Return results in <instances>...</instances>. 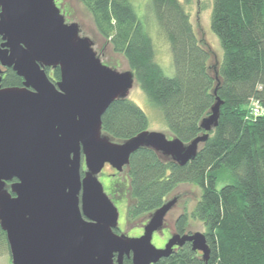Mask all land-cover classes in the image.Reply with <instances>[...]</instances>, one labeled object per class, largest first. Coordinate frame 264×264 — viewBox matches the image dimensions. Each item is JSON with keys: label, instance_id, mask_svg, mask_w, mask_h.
Here are the masks:
<instances>
[{"label": "water", "instance_id": "95a60500", "mask_svg": "<svg viewBox=\"0 0 264 264\" xmlns=\"http://www.w3.org/2000/svg\"><path fill=\"white\" fill-rule=\"evenodd\" d=\"M0 36V225L12 263L125 264L127 256L154 264L187 241L208 260L201 231L175 229L162 248L152 242L180 194L168 198L170 192L148 213L143 234L132 237L116 231L120 212L98 175L106 163L127 169L141 147L185 165L218 125L224 101L216 97L200 122L205 132L187 143L147 129L118 141L103 131L102 116L137 82L127 59L124 71L104 64L56 0H0ZM4 67L23 77V86L2 87ZM45 67H59L61 78L54 82Z\"/></svg>", "mask_w": 264, "mask_h": 264}, {"label": "trees", "instance_id": "16d2710c", "mask_svg": "<svg viewBox=\"0 0 264 264\" xmlns=\"http://www.w3.org/2000/svg\"><path fill=\"white\" fill-rule=\"evenodd\" d=\"M80 1L105 44L125 56L173 136L187 143L205 132L201 119L211 112L217 96L224 101L218 125L185 165L162 158L150 147L130 157V222L160 207L180 183H194L202 190L191 216L204 224L209 259L187 242L154 264H264V113L249 115L252 98L264 108V0H213L211 29L223 50L218 65L211 63V51L180 0H149L171 45L173 76L157 62L152 37L133 0ZM45 69L54 82L61 78L59 67ZM23 81L12 67H4L2 87L23 86ZM102 121L103 131L118 141L149 124L145 110L130 97L115 99ZM219 180L226 181L220 188ZM189 218L187 211L176 218L177 232H186ZM5 241L0 225V243ZM125 264L132 259L126 256Z\"/></svg>", "mask_w": 264, "mask_h": 264}, {"label": "rangeland", "instance_id": "374dc122", "mask_svg": "<svg viewBox=\"0 0 264 264\" xmlns=\"http://www.w3.org/2000/svg\"><path fill=\"white\" fill-rule=\"evenodd\" d=\"M180 1L191 15V21L195 27L198 37L208 43L213 50L214 55L211 58V63L214 61L220 62L223 50L218 37L211 29L213 0ZM56 3L61 8L66 22H77L80 25L81 34L89 36L93 40L94 49L101 57L104 64L115 67L118 71L128 69L125 56L114 52L110 45L105 44L104 38L97 32L92 14L80 0H56ZM133 4L135 5V9L141 18L145 29L152 37L157 62L162 66L166 75L173 76L175 74V65L171 45L161 29L154 13L149 7V0H133ZM129 97L140 105L147 113L149 120L147 130L163 131L171 137V133L163 118L161 110L152 103L137 82H135L133 88L130 90ZM115 172V169L107 163L102 172L99 173L98 177L102 183H110V185L112 184L110 181L119 178L121 183L125 185L126 194L119 200V202L115 203L113 201L120 212L118 222L119 232L132 237L140 236V233L143 231V226L149 220L150 215L144 214L131 222L128 221L129 218L127 211L130 203L132 202V197L129 194V178L127 175V169H124L118 174H114ZM225 182L226 181L224 180H219L217 186L220 188L225 184ZM176 194L181 195L178 203L167 213L165 217V225L161 229L157 230L153 235L152 242L158 248L164 247L171 235L175 233V219L184 211H187L190 216L187 231H205L203 222L191 216V213L202 194L201 188L190 182L180 183L171 191L168 198H172ZM0 264H13L7 241L0 243Z\"/></svg>", "mask_w": 264, "mask_h": 264}, {"label": "flooded vegetation", "instance_id": "af4514ba", "mask_svg": "<svg viewBox=\"0 0 264 264\" xmlns=\"http://www.w3.org/2000/svg\"><path fill=\"white\" fill-rule=\"evenodd\" d=\"M107 164V163H106ZM106 166V165H105ZM83 168H85V164H84V160H83ZM105 168V167H104ZM115 169V168H114ZM115 173L114 174H118L120 173L117 169H115ZM16 179H13V181H15ZM12 181H10L9 183H11ZM112 184H106L103 182L105 191L107 190V194L111 197V199L116 203L119 202V200L126 194L125 193V185L121 183V180L118 178H116L115 180L110 181ZM117 232H119V228L116 229ZM144 232V226H143V231L140 233V235H142ZM190 232V231H189ZM179 233V232H178ZM180 234H184V233H180ZM189 242V241H187ZM185 242V243H187ZM184 243V244H185ZM191 243V242H190ZM183 244V245H184ZM192 244V243H191ZM201 252V251H199Z\"/></svg>", "mask_w": 264, "mask_h": 264}, {"label": "built area", "instance_id": "2783aa9c", "mask_svg": "<svg viewBox=\"0 0 264 264\" xmlns=\"http://www.w3.org/2000/svg\"><path fill=\"white\" fill-rule=\"evenodd\" d=\"M250 113L252 118H257L264 113V108L259 100L252 98L250 103Z\"/></svg>", "mask_w": 264, "mask_h": 264}]
</instances>
